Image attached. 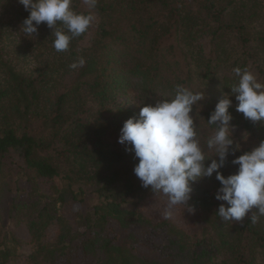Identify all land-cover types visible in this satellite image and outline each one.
Segmentation results:
<instances>
[{"label": "trees", "instance_id": "trees-1", "mask_svg": "<svg viewBox=\"0 0 264 264\" xmlns=\"http://www.w3.org/2000/svg\"><path fill=\"white\" fill-rule=\"evenodd\" d=\"M72 8L96 20L57 52L52 29L42 23L24 37L29 12L0 0V264H264V216L223 221L215 173L192 185L194 212L178 205L177 220L164 219L156 201L167 197L141 186L134 153L117 142L140 106L183 85L205 93L191 115L213 158L207 120L238 82L233 69L264 83V0H98L95 9L72 0ZM80 57L85 65L70 69ZM232 99L234 141L251 151L264 122L245 119ZM233 158L220 169L226 177L237 171Z\"/></svg>", "mask_w": 264, "mask_h": 264}, {"label": "clouds", "instance_id": "clouds-1", "mask_svg": "<svg viewBox=\"0 0 264 264\" xmlns=\"http://www.w3.org/2000/svg\"><path fill=\"white\" fill-rule=\"evenodd\" d=\"M29 15L23 20L20 32L24 37H35L38 27L45 23L52 29V46L57 52L69 49L73 38L85 34L96 20L90 11L76 12L72 0H18ZM89 9H95L98 0H83ZM85 58L69 65L70 69L82 68ZM238 82L229 93H222L207 120L215 125L214 134L206 141L207 149L214 151L207 158L197 138L196 125L191 115L193 106L205 98L203 91H193L176 85L174 95L157 101L155 105L143 104L138 116L128 118L120 129L117 142L126 152L134 153L138 162L133 168L141 186L151 188L154 194L167 197L164 219H170L178 205L194 212L189 204L192 185L212 177L219 181L215 199L221 203L216 214L225 222H239L251 212L250 221L255 224L264 216V141L251 151L242 152L240 143L234 141L235 126L229 108L236 103V111L247 120L264 122V83L247 68L233 69ZM243 135L242 139L247 140ZM241 152L240 155H236ZM237 171L227 177L220 171L226 166L229 156ZM210 160L209 164H205ZM255 208L257 211H252ZM255 213V214H253Z\"/></svg>", "mask_w": 264, "mask_h": 264}, {"label": "rangeland", "instance_id": "rangeland-1", "mask_svg": "<svg viewBox=\"0 0 264 264\" xmlns=\"http://www.w3.org/2000/svg\"><path fill=\"white\" fill-rule=\"evenodd\" d=\"M119 97L122 101L126 102L128 101V96L127 95H123V92H121V94H119ZM156 205L158 206V208L161 210V212L164 213L166 207H167V204H164L163 200L160 199L158 201H156ZM172 217L177 220V214L176 212L173 210V215Z\"/></svg>", "mask_w": 264, "mask_h": 264}]
</instances>
